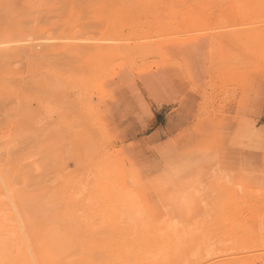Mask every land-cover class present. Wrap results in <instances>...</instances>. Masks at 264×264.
Segmentation results:
<instances>
[{"label": "rangeland", "instance_id": "obj_1", "mask_svg": "<svg viewBox=\"0 0 264 264\" xmlns=\"http://www.w3.org/2000/svg\"><path fill=\"white\" fill-rule=\"evenodd\" d=\"M0 190V264H264V0H0Z\"/></svg>", "mask_w": 264, "mask_h": 264}, {"label": "crops", "instance_id": "obj_2", "mask_svg": "<svg viewBox=\"0 0 264 264\" xmlns=\"http://www.w3.org/2000/svg\"><path fill=\"white\" fill-rule=\"evenodd\" d=\"M200 37V35L199 36H196V37H194V40H195V46H193V47H191L189 44L190 43H188V50L191 52V54H192V56L194 57V60H193V63L195 62V61H197V63L196 64H198V66H197V73H195V74H193V76L192 75H190L189 73H188V71H187V73H188V75H189V77L190 78H192V79H195L196 81H199L200 79H201V75H202V63H201V61H202V59L200 58V57H198L199 56V54H198V52L196 51V49L198 50V46H197V43H196V41H197V38H199ZM193 39V38H192ZM192 51L194 52V53H192ZM149 92V91H148ZM137 125H138V127L140 126V127H143V125H142V121H140V120H137ZM150 125V124H149ZM148 125V126H149ZM147 127V126H146ZM145 128V127H144ZM236 137L237 138H239L236 134H234L233 135V138H234V140L236 139ZM200 163H201V160H198L197 159V161H196V166H198V165H200ZM182 167L183 166H181L180 167V169H182ZM198 167H200V166H198ZM179 169V170H180ZM184 169H185V167H184Z\"/></svg>", "mask_w": 264, "mask_h": 264}, {"label": "bare ground", "instance_id": "obj_3", "mask_svg": "<svg viewBox=\"0 0 264 264\" xmlns=\"http://www.w3.org/2000/svg\"><path fill=\"white\" fill-rule=\"evenodd\" d=\"M150 92V91H149ZM3 136V135H2ZM6 138V137H5ZM7 178V177H6ZM3 181V180H2ZM3 183H4V186H5V189H6V193H7V196L9 197V198H7V199H10L11 200V204L12 205H14V206H16L15 205V200H14V198H13V196L9 193V189H8V187H7V185H6V183H5V181H3ZM1 191V190H0ZM4 191V190H3ZM256 191V190H255ZM5 193V192H4ZM0 198H1V196H0ZM6 199V198H5ZM1 200V199H0ZM5 204V203H4ZM38 204V203H37ZM7 205V204H6ZM12 207V206H11ZM25 207V206H24ZM27 207V206H26ZM4 208V207H3ZM5 209H6V207H5ZM10 209V208H9ZM14 209V208H13ZM34 209V208H33ZM3 210V209H2ZM19 210V209H18ZM22 210V209H21ZM3 211H6V210H3ZM24 211V210H23ZM14 212H15V210H14ZM3 214L5 215V213L3 212ZM21 214V213H20ZM37 214V213H36ZM6 216V215H5ZM5 216H2V217H5ZM17 216V215H16ZM1 217V216H0ZM26 218V217H25ZM50 218V217H49ZM2 219V218H1ZM4 219V218H3ZM2 221V220H1ZM49 221H51V220H49ZM25 222V221H24ZM27 222V221H26ZM32 222H34V221H32ZM28 223V222H27ZM12 224V223H11ZM13 225V224H12ZM20 225V224H19ZM28 226V225H27ZM36 226V225H35ZM25 227V226H24ZM24 227L21 225L20 226V228H21V230H23V232H24V234H26L27 233V231H25V229H24ZM9 228V227H8ZM11 228V227H10ZM16 228V227H15ZM1 230V229H0ZM35 230V229H34ZM5 231V230H4ZM48 231V230H47ZM20 232V231H19ZM38 232V231H37ZM41 232V231H40ZM35 233V232H34ZM41 233H43V232H41ZM52 233V232H51ZM13 234V233H12ZM22 234V233H21ZM20 234V235H21ZM49 234V233H48ZM14 235V234H13ZM43 235H44V233H43ZM45 236V235H44ZM18 238V237H17ZM43 238V237H42ZM14 239V238H13ZM29 240V239H28ZM35 240V239H34ZM39 241V240H38ZM69 241H70V239H69ZM21 242H23V241H21ZM26 242V241H25ZM48 243V242H47ZM56 243V242H55ZM4 244V243H3ZM16 244V243H15ZM50 244V243H49ZM7 245V244H6ZM12 245V244H11ZM31 246H32V244H30ZM58 245V244H57ZM63 245V244H62ZM18 246V245H17ZM29 246V245H28ZM28 246H26V247H28ZM48 246V245H47ZM12 247V246H11ZM23 247H25V245L23 246ZM25 247V248H26ZM35 246H33V248H34ZM55 247V246H54ZM10 249V248H9ZM32 248L29 246V250H30V252H31V254L33 255L34 253H32V251L33 250H31ZM11 250V249H10ZM26 250H28V249H26ZM35 250L36 249H34V252H35ZM52 251V250H51ZM37 252V251H36ZM50 252V251H49ZM45 253V252H44ZM19 254V253H18ZM30 254V253H29ZM36 254H39V252L38 253H36ZM35 254V255H36ZM51 254V253H50ZM45 255V254H44ZM116 255V254H115ZM20 256V255H19ZM34 256V255H33ZM37 256V255H36ZM124 256V255H123ZM23 258V257H22ZM108 258V257H107ZM20 259V258H19ZM34 259V258H33ZM33 259H32V261H33ZM149 259V258H148ZM23 260V259H22ZM128 260V259H127ZM127 260H126V262H127ZM132 260V259H131ZM147 260V259H146ZM50 261V260H49ZM113 261V260H112ZM111 261V262H112ZM123 261V260H122ZM137 261L138 260H136V262L135 263H137ZM157 261V260H156ZM125 262V261H124ZM123 262V263H124ZM125 262V263H126ZM130 261H128V263H129ZM132 263L134 262V261H131ZM131 262L129 263V264H131ZM145 262H147V264L148 263H150L151 261L149 260V262L148 261H145ZM160 262H163L161 259H160ZM110 262L108 261V264H109ZM116 263V262H115ZM140 262H138V264H139ZM144 263V262H143ZM152 263V262H151ZM155 264H156V262H154ZM225 263V262H224ZM33 264H40V263H37V261H33ZM43 264H45V263H43ZM111 264V263H110ZM119 264H120V262H119ZM160 264V263H159ZM161 264H164V263H161Z\"/></svg>", "mask_w": 264, "mask_h": 264}]
</instances>
